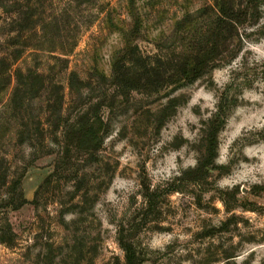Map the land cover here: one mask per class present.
Masks as SVG:
<instances>
[{
    "label": "rangeland",
    "instance_id": "rangeland-1",
    "mask_svg": "<svg viewBox=\"0 0 264 264\" xmlns=\"http://www.w3.org/2000/svg\"><path fill=\"white\" fill-rule=\"evenodd\" d=\"M220 1L0 0V264H264V0L196 79L149 68L209 47Z\"/></svg>",
    "mask_w": 264,
    "mask_h": 264
},
{
    "label": "trees",
    "instance_id": "trees-1",
    "mask_svg": "<svg viewBox=\"0 0 264 264\" xmlns=\"http://www.w3.org/2000/svg\"><path fill=\"white\" fill-rule=\"evenodd\" d=\"M217 8H218V18L216 21V27L213 30L212 34L213 36L211 37L212 42L208 43L209 47H203L202 49L198 50L195 54L194 53H189L186 51L182 52H176L172 53V55H165L164 56V61L167 66H169V69L171 68V75L166 76L167 74L164 72H160L157 67H149L150 70L156 71V74L160 76V78L164 81H171L173 83L180 84L181 82H185L187 80H193L199 77L205 69H207L209 64L212 62H215L217 59H223L224 55L221 53V47L219 49L218 45L220 44V35L222 34V31H226L227 34H231V32L235 29V25L238 24L239 22H242L240 20V15L243 13L245 14V11H242L238 7L235 6V0H221L220 2H217ZM238 10L239 12H236ZM243 12V13H242ZM229 30V32H228ZM225 39V46H228V38ZM228 50V47L224 49V53ZM220 56V57H218ZM160 61L162 59H159ZM119 60L113 61V73L117 74L118 73V64ZM2 66H5L4 68L9 69L10 64L7 62L5 63L4 61H1ZM175 65V67L173 66ZM3 69L0 74V82L5 83L7 82L8 77L5 75L6 71ZM7 72V71H6ZM117 72V73H116ZM16 75H20L21 71L20 70H15ZM166 74V75H165ZM41 75L37 74V72H33L29 70L28 75H27V80L26 81H19V85L23 86H28L29 88L32 87V79L34 83L36 80H34L37 77H40ZM116 77V76H115ZM160 79V81H162ZM4 80V81H3ZM185 80V81H184ZM1 90V88H0ZM63 103V97L59 95V93L56 94L53 99H51V102L48 103L47 107L51 109L58 108L61 106ZM21 104H18V96L16 93L13 94V96L10 98V109L12 111H18L22 107L20 106ZM23 107L25 106L22 105ZM99 105L91 109H85L82 111L78 116L77 119L72 123L71 127L73 128V131L77 133L78 139H79V147L81 148H91V145L96 146L95 143L99 139V132L101 130V125L103 124V118L99 114ZM28 117L26 115H22L19 117V126L20 129H27L28 132V123H25L24 120H26ZM60 115H58L57 119L59 120ZM62 118V117H61ZM39 123V122H38ZM17 132L19 138L23 134V130H20ZM81 140V141H80ZM99 141V140H98ZM205 142L207 144L208 148L209 146L213 147L215 146V138H206ZM209 157V155H207Z\"/></svg>",
    "mask_w": 264,
    "mask_h": 264
}]
</instances>
